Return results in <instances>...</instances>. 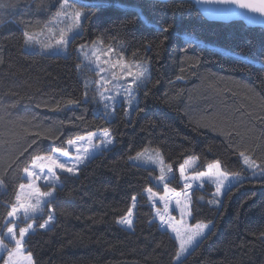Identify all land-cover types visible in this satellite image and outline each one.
Here are the masks:
<instances>
[{"label": "trees", "instance_id": "1", "mask_svg": "<svg viewBox=\"0 0 264 264\" xmlns=\"http://www.w3.org/2000/svg\"><path fill=\"white\" fill-rule=\"evenodd\" d=\"M101 1L85 5L91 15L69 52L50 55L27 51L24 29L40 30L60 0H0V236L33 159L107 129L115 146L78 175L60 174L62 185L39 217L41 223L51 207L52 227L26 238L36 264H175L178 241L154 220L145 194L164 188L152 179L155 169L129 159L146 146L161 150L172 166L169 184L178 190L184 188L179 168L190 157L199 161L195 172L219 160L223 171L245 176L219 203H209L215 200L211 184L194 189L191 223L212 228L177 264H264V176L250 177L240 156L264 169V29L209 20L195 0ZM96 39L122 43L129 55L150 62L152 76L130 118L125 105L112 119L96 112V91L85 87L89 73L76 49ZM133 197L129 230L117 221Z\"/></svg>", "mask_w": 264, "mask_h": 264}, {"label": "rangeland", "instance_id": "2", "mask_svg": "<svg viewBox=\"0 0 264 264\" xmlns=\"http://www.w3.org/2000/svg\"><path fill=\"white\" fill-rule=\"evenodd\" d=\"M102 2L101 0H70V3H72L74 5L75 8L80 9L82 11L87 12L85 5L87 4H93V3H99ZM60 6V5H59ZM59 6L57 7L56 10H54L48 17L47 19L44 21V24L42 26V28L40 30H28V29H24L25 32H28L30 34H34L35 36V41L33 43L30 44H25V49L27 51H39L42 52L44 54H50V55H59V54H67L71 48V44L72 42L75 40V38L81 34L82 32V25H83V21L81 23V29L79 30H74L71 33H68V45L66 50H60L58 49L55 45H56V41L59 38V29L60 28H64L66 27V22H59V21H54V17H55V13L59 10ZM142 17L144 18L145 22L148 25H154L153 22L147 20L145 18V16L142 15ZM49 28L53 29V32H49ZM186 39L189 40H194L197 43L201 44V45H205V46H209L211 48H214L216 50H219L225 54H229L241 59H244L246 61L249 62H253L256 64H262L261 61L256 60L255 58L235 51L233 49L221 46L217 43H212V42H206L202 39H200L199 37L192 35V34H185ZM98 40H102V39H96L95 41ZM93 41V42H95ZM93 42H88V43H83L81 45H79L76 49V51L79 53L81 59H82V63H81V68L83 69H87L89 76L86 77V84L88 85L87 88L88 90L90 88L95 89L96 91V102H97V109L96 112H99L98 110H101L102 112H104V114L112 119L115 115H116V107L121 106V105H125L127 108V116L130 118L134 109L137 107L139 100H140V92L141 89L144 88L148 81L150 80L151 76H152V70H151V65L150 62L148 60H143L140 58H136L134 56L129 55L127 49L125 48V45L122 43H113V44H106L104 42L103 46L97 45V48L99 49L98 54L101 55V59H105L106 57L103 55V53L106 51L107 46H111L114 49V52L112 54H110V59L111 62L115 63L116 59L119 58L120 54L123 55L124 60L127 62H131L133 60L136 61H140V62H147V66H148V78L146 79V81L144 83H142L139 88H137L135 85H133V96L134 99L132 100V103L129 104L127 102V99L124 96L123 93V88H126L128 86V84L130 83L131 78H129V80H124L123 78H121L119 76V73H117V79L114 80L111 84L106 85L107 91H104L103 88L100 87L99 84H97V81L100 80L101 76H104L105 78L111 79V74L109 71H105L103 73H100L99 75L97 74V69H96V65L94 63L95 58L92 57L91 52H92V48H93ZM51 44L53 47L45 49L43 46L44 45H48ZM85 45L86 47L83 49V52H87L89 59H85V56L83 55V52L81 51V46ZM264 65V63H263ZM103 67H105L107 69V65H102ZM115 85H122L123 88H117L115 87ZM100 91H104V96L105 97H115L114 100L112 99H104L102 100L99 92ZM120 91L121 95L117 96L116 92ZM108 104L110 105V107L106 110L104 105ZM104 132V130H98V131H94L91 133H95V137H93L92 139V144L93 145H98V147H91L88 144L87 141V137L89 135L85 134L83 136L80 137H85V140L80 141L77 137L73 140H76L77 143L75 145H69L67 143V146L63 149H55L54 151H52L51 153H46V154H42L40 156H50V155H55L61 162H64L66 164H73L76 162L75 158L80 155V156H84L85 153L83 152L84 148H88V152H87V159L84 160L83 163L78 164V171L76 172V174L74 175H78L80 172V169L82 166H84L89 160H91L93 157L103 153L106 150L111 149L112 147L115 146V138L112 135L111 131L108 130V132L111 134L112 139H113V144L107 146L106 148L100 143V137H102V133ZM81 149L80 152L77 151V149ZM145 149H149V151L147 153H145V158L141 159V160H132L133 163L135 164H139L148 168H153L156 170V172L152 173V179L154 180V182L157 185H160L164 188V192L160 193L158 191H155L153 189L152 193H154L155 195H152L150 202L154 207V213H155V219L157 220L160 224V227L162 228V230H166L169 231L171 233V235L176 238L177 233L174 232L172 230V228L168 227L167 224L162 223L160 216L157 215V213L159 212L160 214H162L166 220L169 219V217L171 218L170 223L177 228L180 233L181 236L186 235V231L188 229H195V225L203 223V224H208V222H198L196 224H192L191 223V219H192V212H191V204H192V192L196 187H203L205 186L207 183L211 184L212 186H215L216 189V184L212 183L211 180L208 177H200V178H196L198 176V173L200 172H195L194 171V167L197 165L198 163V159L197 157H190L186 160L188 161H192L191 166L187 167L184 173V177L181 176V183H183L184 188L181 190L175 189L173 188L170 184L169 181L172 178V166H171V171H168V166L169 164L166 163L164 156L161 152L160 149L156 148V147H152V146H146L145 148H143L141 151L139 152H143ZM67 151L68 152V156L65 157L62 155L63 151ZM155 150L159 151V157L156 156L155 154ZM246 155V154H245ZM136 155H134L133 157H135ZM151 156L153 157L152 161H147V157ZM248 156V155H246ZM250 157V156H248ZM251 158V157H250ZM252 161L255 162V165H257L258 167H253L250 168L248 165H246L244 163V159L242 157V161L244 163V165L246 166V168L250 171V177H256V176H261V170L259 163L254 160L253 158H251ZM33 163V162H32ZM32 163L30 164V166L28 167L30 170L32 171H37L39 172V169H33L32 168ZM40 163V162H37ZM46 163V162H45ZM184 164V163H183ZM163 167L164 169V175L166 177L165 181H160L159 179H157L160 175H161V168ZM45 173L47 172V169L44 170ZM208 168L202 172H207ZM70 174L73 175L71 173H67V172H62L59 169H56V175L59 177L58 180L55 181V192L53 193L52 197H39L42 201L47 200V201H51L52 199H54V197L56 196L57 193V188L61 187L62 182L60 179V174ZM242 178H244V175H241ZM185 177L187 178V180H185ZM24 178L25 181L22 183L25 187L23 189L19 188L18 194L21 197V202L25 203V204H34L35 200L38 198V194L35 192L34 188L29 187V185L31 184H35L36 186L39 187L41 192H46V191H51L52 189L49 187L48 184L45 183V181L43 179L40 180H35L34 178L28 177L26 173H24ZM0 181H2L0 179ZM235 180L232 181V183H234ZM165 183H167L168 187L167 190L165 189ZM185 183H188L191 185L190 188H185ZM231 183V184H232ZM228 182H225V188L223 189V194L221 195H215L216 196V200L219 201L225 194L226 190L228 189V187L231 185ZM5 186L4 183L2 181V183H0V194L4 191ZM149 189V188H148ZM146 193L148 195V198L150 196V193L146 190ZM216 193V190H215ZM190 197V203L188 202V199L186 198ZM161 197H163V199H161ZM177 201H179V205L177 204ZM16 203V202H15ZM137 205V199H135V207H133L132 205V219H133V225H134V219H135V208ZM187 206V207H186ZM43 211L42 212H38L36 213L32 218L24 220L23 219V211L21 210L20 213H18L17 217L13 218V217H9L7 219V225L8 227L11 226V224L9 223L10 221L15 223L17 225L16 231L18 233V230L20 227H26L27 224H32L33 225V230H29V234L35 232L37 229H42V230H47L49 228L52 227L56 216H55V212L53 211V209L50 207V214L53 216V220L51 221V223L46 227V228H40L39 225L43 224L45 220L48 219V217L43 220L41 223L39 222V217L42 216L45 213L46 205H43ZM186 207V213H190V214H183L181 212L182 208ZM40 223V224H39ZM209 227L207 229L204 230V236L207 234V232L209 231V229L211 228L212 224H208ZM123 227L129 229L128 227L122 225ZM133 227L129 230H132ZM7 232V229L5 230V232L0 236L4 239L5 243L8 244V249L4 250V249H0V259L4 258V263L5 261L8 260L9 258V252L14 250V242L10 241L8 236L4 235ZM28 234V235H29ZM25 237V240L27 238V236ZM177 239V238H176ZM201 237H197L196 241L193 243L192 246H190L188 248V251L186 253H184L181 258L180 261L183 260L190 251H192L194 249V247H196L197 243L201 240ZM178 241V245H179V240ZM30 252L27 249L26 244L24 243V247L21 250L19 255H15L14 256V262L15 264H30L29 260H28V254ZM180 261H177L175 259V264L179 263ZM31 264H36L33 255L31 254Z\"/></svg>", "mask_w": 264, "mask_h": 264}, {"label": "snow or ice", "instance_id": "3", "mask_svg": "<svg viewBox=\"0 0 264 264\" xmlns=\"http://www.w3.org/2000/svg\"><path fill=\"white\" fill-rule=\"evenodd\" d=\"M221 3L226 4H237L240 8H246L249 9L251 12L259 13L261 16H264V0H219ZM101 5H96L95 7H100ZM91 15V9H89L87 12L82 11L80 9H77L74 7L72 3H70V0H60V6L59 10L55 13L54 21L59 22H66V27L59 29V38L56 41V47L60 50H66L67 45L69 43L68 41V33L73 32L74 30L81 29V23L82 20H86L87 17ZM139 16V14H137ZM54 30L49 28V32H53ZM162 31L167 32L168 27H164ZM25 37V44H30L35 41L34 34H30L28 32L24 33ZM97 45L103 46L104 41L98 40L93 42V48L91 55L95 58L94 63L96 65L97 74L105 72L106 70L110 72L111 79L105 78L104 76L100 77V80L97 81V84L100 85L101 88L104 89V91H107L106 85L111 84L114 80L117 79V73H119V76L123 78L124 80H129L131 78L130 83L126 88H123L122 85H115L117 88H123V93L125 98L127 99V102L129 104L132 103V100L134 99L133 96V85H135L137 88L146 81L148 78V66L147 62H140L133 60L131 62H127L124 60V57L122 54H120L119 58L116 59L115 63L111 62L110 54L114 52V49L109 45L107 46L106 51L103 53V55L106 57L105 59H101V55L98 54L99 49L97 48ZM45 49L53 47L51 44L44 45ZM85 45L81 46V51L83 52V49L85 48ZM83 55L85 56V59H89L88 53L83 52ZM102 65H107V69L103 67ZM79 67V65H78ZM88 85L86 84L85 87ZM104 91H100L99 95L102 100L104 99H112L114 100L115 97H105ZM116 95H121L120 91L116 92ZM105 109L107 110L110 105L105 104ZM95 133H89L87 137V141L89 146L91 147H98V145L92 144V139L95 137ZM80 141L85 140V137H79ZM100 143L106 148L107 146L113 144V139L111 134L108 132L107 129L104 130L102 133V137L99 138ZM77 143L76 140H69V145H75ZM78 152L81 151V149H77ZM149 149H145L143 152H138L135 157H129L130 160H141L145 158V153H147ZM83 152L85 153L84 156L78 155L75 160L76 162L73 164H66L64 162H61L55 155L50 156H36L33 159L32 168L33 169H39V172L32 171L29 168H25L24 171L27 174L28 177L34 178L35 180L43 179L46 184L49 185V187L52 189L51 191L41 192L39 187L35 184L29 185V187L34 188L35 192L38 194V198L35 200L34 204H25L21 202L20 195L16 196V203L12 204L11 211L8 212L9 217H17L18 213L20 211H23V219L27 220L32 218L36 213L43 211V205H46L50 203V201L44 200L42 201L39 197H52L53 193L55 192V181L59 179V177L56 175V169H59L62 172H67L71 174H76L78 171V164L83 163L85 159H87V152L88 148H84ZM155 154L157 157H159V151L155 150ZM62 155L67 157L68 152L65 150L62 152ZM240 156L243 157L244 163L248 165L250 168L258 167L255 165V162L251 160L250 157L246 156L245 153L241 152ZM153 157L148 156L147 161H152ZM40 162V163H37ZM46 162V163H45ZM192 161L186 160L184 164L180 166V175L184 177V173L187 167L191 166ZM45 169H47V172L45 173ZM168 171H171V166H168ZM261 176H264V169L261 170ZM200 177H208L212 183L216 184V193L214 195H221L223 194V189L225 188V182H228L229 184L232 183L233 180L236 182L242 181L241 173L234 172V173H228L226 171L222 170L221 162L219 160L215 161L214 163H211L208 165V171L207 172H200L198 173V176L196 178ZM160 181H165L166 177L164 175V169L161 168V175L157 178ZM185 180L187 178L185 177ZM2 183V181H0ZM25 186L23 184L20 185V188L23 189ZM167 183H165V189L167 190ZM191 185L188 183H185V188H190ZM147 191L150 193L149 199H151L152 195H155L152 193L151 188L147 189ZM230 191V188H229ZM188 202L190 203V197H187ZM163 199V197H161ZM133 200V207H135V197L132 198ZM209 203H219L217 200L209 201ZM177 204L179 205V201H177ZM187 207V206H186ZM186 207L181 209L182 215L183 214H190L186 213ZM132 208H129L127 215L121 217L117 223L124 225L131 229L133 227V219H132ZM157 215L160 216L161 222L168 225V227L172 228L174 232L177 233V240H179V251L176 254V260L180 261L181 256L188 251V248L193 245V243L196 241L197 237H204V230L209 227L208 224H197L195 225V229H188L186 231V235L181 236L180 231L175 228L171 223V218L169 217L168 220L165 219V217L160 214L159 212ZM53 220V216L51 214L48 215V219L44 221L43 224H40V228H46L51 221ZM11 226L7 227V232L4 234L8 236L9 240L14 242V250L9 252V258L7 261H5V264H15L14 262V256L19 255L21 250L24 247L25 243V237L29 234V230H33L32 224H27L26 227H20L18 230V233L16 231L17 225L13 222H9ZM0 249L7 250L8 244L5 243L4 239L0 237ZM28 260L31 264V253L28 254Z\"/></svg>", "mask_w": 264, "mask_h": 264}, {"label": "water", "instance_id": "4", "mask_svg": "<svg viewBox=\"0 0 264 264\" xmlns=\"http://www.w3.org/2000/svg\"><path fill=\"white\" fill-rule=\"evenodd\" d=\"M195 1L202 9L205 17L209 20L223 23L243 21L248 27L264 29V16H261L259 13L251 12L249 9L240 8L237 4L221 3L219 0Z\"/></svg>", "mask_w": 264, "mask_h": 264}, {"label": "crops", "instance_id": "5", "mask_svg": "<svg viewBox=\"0 0 264 264\" xmlns=\"http://www.w3.org/2000/svg\"><path fill=\"white\" fill-rule=\"evenodd\" d=\"M209 224V223H208Z\"/></svg>", "mask_w": 264, "mask_h": 264}]
</instances>
